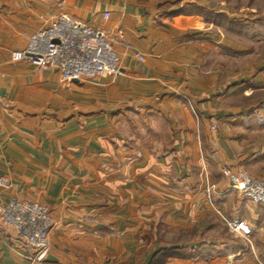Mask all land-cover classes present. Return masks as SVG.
<instances>
[{
	"label": "crops",
	"instance_id": "0c3cea01",
	"mask_svg": "<svg viewBox=\"0 0 264 264\" xmlns=\"http://www.w3.org/2000/svg\"><path fill=\"white\" fill-rule=\"evenodd\" d=\"M217 2L0 0V206H47L34 264H264V206L225 173L264 179V74L204 23ZM60 15L103 30L119 72L63 81L11 59ZM14 238L0 225V264H30Z\"/></svg>",
	"mask_w": 264,
	"mask_h": 264
},
{
	"label": "built area",
	"instance_id": "2783aa9c",
	"mask_svg": "<svg viewBox=\"0 0 264 264\" xmlns=\"http://www.w3.org/2000/svg\"><path fill=\"white\" fill-rule=\"evenodd\" d=\"M102 15L108 18L110 14L105 11ZM118 34L121 36L122 32L118 31ZM136 57L139 61L144 60L140 54H136ZM11 59L26 61L37 71L51 68L63 81L110 77L117 74L120 68L119 56L103 30L63 15L32 33L25 48L12 52ZM225 173L230 178V186L244 199L264 206V179L244 172L231 175L228 169ZM4 183L5 179L0 176V184ZM213 187L212 184L206 186L209 197ZM0 225L14 231L15 244L21 256L30 264L46 258L52 228L47 206L27 200H11L0 206ZM230 227L238 235L248 238L250 228L247 223L237 221L231 223Z\"/></svg>",
	"mask_w": 264,
	"mask_h": 264
},
{
	"label": "rangeland",
	"instance_id": "374dc122",
	"mask_svg": "<svg viewBox=\"0 0 264 264\" xmlns=\"http://www.w3.org/2000/svg\"><path fill=\"white\" fill-rule=\"evenodd\" d=\"M213 8L217 15L204 12V23L237 44L236 57L223 58V66L264 74V0H218Z\"/></svg>",
	"mask_w": 264,
	"mask_h": 264
}]
</instances>
